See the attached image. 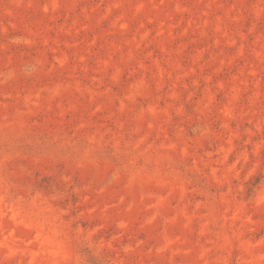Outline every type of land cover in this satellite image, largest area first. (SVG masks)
I'll use <instances>...</instances> for the list:
<instances>
[{"label":"rangeland","instance_id":"rangeland-1","mask_svg":"<svg viewBox=\"0 0 264 264\" xmlns=\"http://www.w3.org/2000/svg\"><path fill=\"white\" fill-rule=\"evenodd\" d=\"M0 264H264V0H0Z\"/></svg>","mask_w":264,"mask_h":264}]
</instances>
